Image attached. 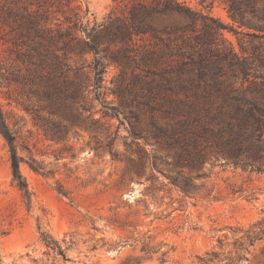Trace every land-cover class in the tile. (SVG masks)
<instances>
[{"label": "rangeland", "instance_id": "rangeland-1", "mask_svg": "<svg viewBox=\"0 0 264 264\" xmlns=\"http://www.w3.org/2000/svg\"><path fill=\"white\" fill-rule=\"evenodd\" d=\"M84 1L92 26L124 18L132 0ZM177 1L225 25L206 44L209 75L222 79L223 89L230 83L264 104L258 29L264 0ZM230 3H242L250 24L231 17ZM5 9L0 0V19ZM7 30L0 22V33ZM100 41L98 53L75 57L84 68L70 78L85 89L71 109L80 115L62 137L35 119L39 114L67 123L62 110L28 100L18 84L0 85L30 191L28 200L12 182L9 147L0 134V264H264V166L235 164L217 153L213 140L188 142L177 126L184 115L169 106L182 90L164 96L148 91L152 71L166 69L175 83L188 78L189 66L180 68L188 57L166 50L137 66L147 47L156 48L154 39ZM96 57L106 65L100 95L91 69ZM14 58L10 43L0 41L4 65ZM32 158L49 173L34 171L27 163Z\"/></svg>", "mask_w": 264, "mask_h": 264}, {"label": "trees", "instance_id": "trees-1", "mask_svg": "<svg viewBox=\"0 0 264 264\" xmlns=\"http://www.w3.org/2000/svg\"><path fill=\"white\" fill-rule=\"evenodd\" d=\"M5 1V15L0 22L8 30L5 34L0 33V41L10 43L15 62L7 66L0 60V85L18 84L28 100L33 98L45 106L62 110L61 116L67 123L36 115L35 119L45 132L62 137L80 115L71 110L85 89L81 81L70 78V73H81L84 68V65L76 64V56L81 57L85 52L98 53L103 36L108 41L123 43L134 41V37L143 41L152 38L156 48L147 47L138 58L137 66L146 64L149 59L158 60L166 50L171 55L189 59L180 68L182 72L186 65L189 66L187 72L192 76L185 79L179 76L181 80L175 83L167 77L164 69L163 72L152 71L153 76L146 83L148 91L154 95L164 96L162 92H175V88L182 90L183 97L169 101V106L184 115L177 126L184 131L186 140L195 146L201 140H213L218 147L217 153L234 160L235 164L256 169L264 166L262 99L250 97L247 90H237L230 83L225 86H229L228 90L223 89V80L212 78L206 70V44L210 36L221 34L225 28L217 19L177 0H132L124 18H109L103 23L94 21L89 26V9L84 0ZM228 11L241 24H250L245 17L247 9L242 3H230ZM261 13L260 19L264 22V6ZM258 29L262 30L264 37V23ZM105 67L102 59L97 57L91 67L97 95L102 94L100 84ZM239 68L243 74H248L246 64L241 62ZM81 108L84 107L79 106L76 110ZM48 126H54V131H50ZM0 134L9 147L12 182L29 200L28 184L20 170L23 157L17 152L15 134L9 128L1 103ZM199 158L201 156L198 161ZM27 163L34 171L49 173L33 158ZM185 184L181 186L187 191Z\"/></svg>", "mask_w": 264, "mask_h": 264}]
</instances>
